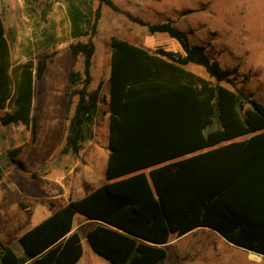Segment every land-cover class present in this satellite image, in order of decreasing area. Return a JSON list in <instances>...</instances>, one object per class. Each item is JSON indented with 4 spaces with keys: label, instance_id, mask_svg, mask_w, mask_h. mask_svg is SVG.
I'll list each match as a JSON object with an SVG mask.
<instances>
[{
    "label": "trees",
    "instance_id": "obj_1",
    "mask_svg": "<svg viewBox=\"0 0 264 264\" xmlns=\"http://www.w3.org/2000/svg\"><path fill=\"white\" fill-rule=\"evenodd\" d=\"M98 1L151 34L167 33L181 50L149 51L111 36L107 181L59 207L50 202L51 214L19 236L22 254L0 239V264H75L82 244L70 231L78 214L104 222L87 238L112 264H160L171 234L199 226L264 254V103L223 85L230 70L171 20L147 22L114 0ZM68 13L71 36L87 37L70 44L83 65L69 75L74 107L60 149L77 154L94 135L102 90V81L90 88L101 8L68 0ZM46 58L14 64L0 17V109L9 108L3 123L36 131L33 86ZM189 63L203 66L214 81L187 69ZM3 174L0 162V180Z\"/></svg>",
    "mask_w": 264,
    "mask_h": 264
},
{
    "label": "rangeland",
    "instance_id": "obj_2",
    "mask_svg": "<svg viewBox=\"0 0 264 264\" xmlns=\"http://www.w3.org/2000/svg\"><path fill=\"white\" fill-rule=\"evenodd\" d=\"M90 2L93 8L99 5L101 8L94 36L91 87L103 82L99 106V118L103 119L111 36L125 37L152 51L158 46L181 50V46L165 32L151 34L146 26L129 20L105 3ZM114 2L147 22L171 20L188 34L191 43L205 46L210 57L230 70L221 82L223 85L243 90L250 98L264 103V0ZM0 16L14 64L31 58L37 65L40 58L47 57L43 75L34 79L32 114L36 118V131L22 123H3L1 118L9 108L0 109V162L4 168L0 180V239L22 254L18 236L44 217L50 202L58 207L64 194H73L84 186L88 190L103 181L109 130L97 126L93 137L77 154L60 153L73 107L67 95L69 75L73 69L82 70L83 65V56L74 59L70 44L87 39L71 36L68 0H0ZM195 68L214 81L203 66ZM20 145L22 150L13 155L11 150ZM91 177L93 184L89 181ZM80 218L76 217L75 223ZM222 251L231 250L222 248ZM90 254L94 256L90 257V264H100L99 256L95 252Z\"/></svg>",
    "mask_w": 264,
    "mask_h": 264
},
{
    "label": "crops",
    "instance_id": "obj_3",
    "mask_svg": "<svg viewBox=\"0 0 264 264\" xmlns=\"http://www.w3.org/2000/svg\"><path fill=\"white\" fill-rule=\"evenodd\" d=\"M1 17V16H0ZM5 27V24H4ZM5 34H6V27H5ZM7 36V35H6ZM126 39L125 37H122ZM129 40V39H127ZM132 43H135L131 40H129ZM141 47H144L148 49L149 51H152L148 47H145L141 44L135 43ZM12 59V58H11ZM192 65V66H189ZM194 65V66H193ZM198 66V64L195 63H189L185 67L201 76H204V73H201L198 69L195 68V66ZM92 73V68H91ZM110 69H109V75H108V83L106 84V97H105V109H104V118H99V106L100 101L103 98L102 90H103V82H102V90L99 98V105H98V113L95 117L94 122V131L95 128L98 127H104L107 130H109V121H110V111H109V90H110ZM93 84V73H92V82L90 84V88ZM69 99V97H68ZM74 107V102L72 103ZM35 106V84L33 86V101H32V113ZM72 107V111H73ZM72 114V113H71ZM19 154V153H18ZM109 154V152H108ZM108 158V155H107ZM106 161L104 162L103 168H102V174H103V181L101 180L100 183L95 185L94 187H90L88 190H85V186L82 188H77L73 194H64V201L58 204V207L61 205L66 204L70 200L79 199L86 194L90 193L103 183H105L106 177H105V168H106ZM90 183L93 184V178H90ZM60 195V194H59ZM58 195V196H59ZM56 207V206H55ZM48 212L44 215V217L41 219L43 220L45 217L51 214L52 210L47 206ZM76 217H81L80 221L75 223ZM40 220V221H41ZM38 221V222H40ZM98 223H103L101 220L98 219H87L84 216H75L72 230L70 231H77L80 235L81 244H82V255L79 258V260L75 264H90V257L92 252H95L87 238V232L88 230L95 226ZM37 224V223H36ZM35 224H31L29 228L33 227ZM28 228V229H29ZM26 231V230H25ZM199 232H202V234H199ZM22 234V233H21ZM20 234V235H21ZM19 235V236H20ZM18 236V238H19ZM2 240V239H1ZM187 240V242H184ZM184 242V243H183ZM181 243V244H180ZM168 249L167 256L161 260L160 264H264V254L256 252L251 249H247L242 246H238L234 244L233 242L226 239L224 236H222L218 231L215 229L208 227V226H199L196 227L184 234L181 235H175L172 236V234L169 237V240L162 244ZM87 247V248H86ZM222 248L231 250V251H222ZM89 249V250H88ZM91 251V252H90ZM88 252V253H87ZM90 252V253H89ZM87 253V254H86ZM96 253V252H95ZM246 253L247 256L244 254ZM97 254V253H96ZM94 254V255H96ZM99 256L100 264H112L108 259L102 257L101 255L97 254ZM246 259H248V263L246 262Z\"/></svg>",
    "mask_w": 264,
    "mask_h": 264
}]
</instances>
